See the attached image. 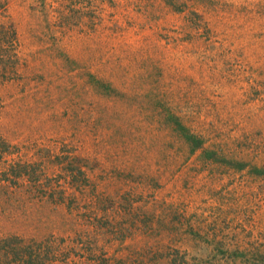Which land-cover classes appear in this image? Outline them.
<instances>
[{"label":"rangeland","instance_id":"obj_1","mask_svg":"<svg viewBox=\"0 0 264 264\" xmlns=\"http://www.w3.org/2000/svg\"><path fill=\"white\" fill-rule=\"evenodd\" d=\"M0 264H264V0H0Z\"/></svg>","mask_w":264,"mask_h":264},{"label":"trees","instance_id":"obj_2","mask_svg":"<svg viewBox=\"0 0 264 264\" xmlns=\"http://www.w3.org/2000/svg\"><path fill=\"white\" fill-rule=\"evenodd\" d=\"M190 140H192V139H190ZM192 141H195V139H193Z\"/></svg>","mask_w":264,"mask_h":264}]
</instances>
